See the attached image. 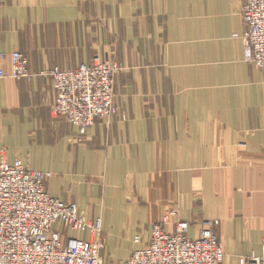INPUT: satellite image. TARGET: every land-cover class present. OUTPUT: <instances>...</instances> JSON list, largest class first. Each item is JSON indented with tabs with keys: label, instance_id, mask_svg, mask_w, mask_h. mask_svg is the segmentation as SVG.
<instances>
[{
	"label": "crops",
	"instance_id": "obj_1",
	"mask_svg": "<svg viewBox=\"0 0 264 264\" xmlns=\"http://www.w3.org/2000/svg\"><path fill=\"white\" fill-rule=\"evenodd\" d=\"M245 2L0 0L5 69L11 74L20 52L31 73L0 79V143L9 162L55 174L46 185L52 197L86 221L102 220L104 264L148 245L169 210L172 223L194 222L191 237L202 221L218 220L223 264L260 256L264 71L240 38ZM95 58L122 66L118 112L90 126L81 144L53 116L57 94L41 73Z\"/></svg>",
	"mask_w": 264,
	"mask_h": 264
},
{
	"label": "built area",
	"instance_id": "obj_2",
	"mask_svg": "<svg viewBox=\"0 0 264 264\" xmlns=\"http://www.w3.org/2000/svg\"><path fill=\"white\" fill-rule=\"evenodd\" d=\"M242 17L245 31L240 38L247 58L264 71V0H246ZM238 37V36H237ZM6 55L0 53V79L31 77L29 60L20 52L11 56L12 72L5 69ZM117 64L100 58L72 70L55 68L41 75L50 77L56 91L52 114L76 129L78 143L97 121H109L118 112L115 79ZM0 264H104L106 247L100 218L86 221L75 205L52 197L46 190L51 173L31 168L22 160L9 162L0 143ZM169 210L152 226L151 241L118 264H223L225 253L217 234L218 220L202 221L197 237H191L194 222L177 221ZM69 231L67 235L55 226ZM83 232L89 237H76ZM260 256L242 258L240 264H264V237Z\"/></svg>",
	"mask_w": 264,
	"mask_h": 264
},
{
	"label": "rangeland",
	"instance_id": "obj_3",
	"mask_svg": "<svg viewBox=\"0 0 264 264\" xmlns=\"http://www.w3.org/2000/svg\"><path fill=\"white\" fill-rule=\"evenodd\" d=\"M117 64H118V63H117ZM118 65L122 68V66H121L120 64H118ZM121 71H122V69H121ZM121 71H120V72H121ZM120 72H119V73H120ZM119 73H118V74H119ZM115 80H116V79H115ZM84 140H85V139H84ZM82 143H84V142H82ZM82 143H81V144H82ZM6 147H7V146H6ZM6 149H7V148H6ZM7 154H8V150H7ZM42 172H44V173H51V172H45V171H42ZM51 174H52V176H51V178L49 179V181H47V184H48L50 181H52L53 178L55 177V174H53V173H51ZM59 180L61 181V178H60ZM47 184H46V185H47ZM80 233H83V232H80ZM83 234H84V233H83ZM103 236H105L104 233H103Z\"/></svg>",
	"mask_w": 264,
	"mask_h": 264
}]
</instances>
